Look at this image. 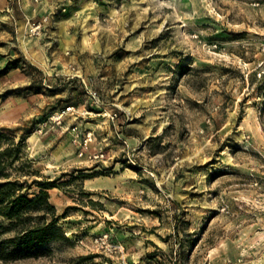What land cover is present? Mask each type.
<instances>
[{
	"label": "rangeland",
	"instance_id": "374dc122",
	"mask_svg": "<svg viewBox=\"0 0 264 264\" xmlns=\"http://www.w3.org/2000/svg\"><path fill=\"white\" fill-rule=\"evenodd\" d=\"M0 132L69 239L0 264H264V0H0Z\"/></svg>",
	"mask_w": 264,
	"mask_h": 264
},
{
	"label": "trees",
	"instance_id": "16d2710c",
	"mask_svg": "<svg viewBox=\"0 0 264 264\" xmlns=\"http://www.w3.org/2000/svg\"><path fill=\"white\" fill-rule=\"evenodd\" d=\"M6 139L0 132V261L40 255L50 242L69 243L58 224L62 215L49 203L48 190L54 184L37 182L39 192L33 198L25 195L26 181L7 172L19 161L21 143Z\"/></svg>",
	"mask_w": 264,
	"mask_h": 264
},
{
	"label": "built area",
	"instance_id": "2783aa9c",
	"mask_svg": "<svg viewBox=\"0 0 264 264\" xmlns=\"http://www.w3.org/2000/svg\"><path fill=\"white\" fill-rule=\"evenodd\" d=\"M38 2H39V0H33V3L34 4H38ZM44 22L46 21V19H44L43 20ZM43 21L42 22H36V23H32L31 24V32L33 33V34H38L39 32H40V30H41V27H42V25H43ZM78 155L79 156H82L83 155V151L81 150V151H79V153H78ZM95 157H103V155L102 154H100L99 156H95Z\"/></svg>",
	"mask_w": 264,
	"mask_h": 264
}]
</instances>
